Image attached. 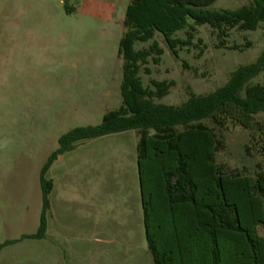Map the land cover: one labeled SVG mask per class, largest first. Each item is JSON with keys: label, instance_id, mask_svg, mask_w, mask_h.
<instances>
[{"label": "rangeland", "instance_id": "1", "mask_svg": "<svg viewBox=\"0 0 264 264\" xmlns=\"http://www.w3.org/2000/svg\"><path fill=\"white\" fill-rule=\"evenodd\" d=\"M85 0H0V264H153L149 253L137 163L138 135L126 132L60 152V139L77 128L98 126L122 105V21L130 0H94L115 7L110 21L80 10ZM253 0H217L210 11H235ZM184 39L185 32L175 35ZM173 56L164 49L153 79L174 81L159 101L180 106L189 93L208 95L240 66L264 51V28L233 31L227 49L213 31L198 27L195 44ZM251 48L243 51L234 47ZM149 44H144L147 47ZM201 51H203L201 53ZM183 63L188 69L183 68ZM149 78L143 76L147 86ZM253 83L264 85V73ZM264 124V114L257 116ZM217 163L255 175L264 160L248 131L222 132ZM52 181L46 237L35 235L42 213L40 175ZM264 238V226L257 229Z\"/></svg>", "mask_w": 264, "mask_h": 264}, {"label": "trees", "instance_id": "2", "mask_svg": "<svg viewBox=\"0 0 264 264\" xmlns=\"http://www.w3.org/2000/svg\"><path fill=\"white\" fill-rule=\"evenodd\" d=\"M216 1L130 0L118 48L122 105L100 125L77 128L59 141L60 152L69 153L86 141L138 135L144 226L153 264H264V238L257 234L264 226V166L245 175L217 163L225 149L222 132L230 126L248 131L247 149H256L264 160V124L257 121L264 114V85L253 83L264 73V51L256 62L235 69L224 86L208 95L189 93L180 106L159 104L176 83L152 78L151 66H160L164 55L158 34L178 58L180 52L203 45L201 39L194 43L198 27H209L220 49H227L233 31L264 28V0L235 11L208 10ZM181 31L185 38H176ZM251 46L247 42L234 50ZM143 76L149 78L147 86ZM54 160L52 156L40 175L39 229L24 239L46 237L53 190L46 174Z\"/></svg>", "mask_w": 264, "mask_h": 264}, {"label": "crops", "instance_id": "3", "mask_svg": "<svg viewBox=\"0 0 264 264\" xmlns=\"http://www.w3.org/2000/svg\"><path fill=\"white\" fill-rule=\"evenodd\" d=\"M80 10H82L83 13L88 16L96 17L104 21H110L113 17L115 7L111 4L97 2L94 0H85L82 7H80ZM142 211H143V206H142ZM143 223H144V212H143Z\"/></svg>", "mask_w": 264, "mask_h": 264}]
</instances>
